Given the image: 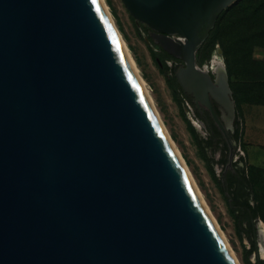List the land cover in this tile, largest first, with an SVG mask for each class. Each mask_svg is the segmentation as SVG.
I'll list each match as a JSON object with an SVG mask.
<instances>
[{
	"label": "water",
	"instance_id": "water-1",
	"mask_svg": "<svg viewBox=\"0 0 264 264\" xmlns=\"http://www.w3.org/2000/svg\"><path fill=\"white\" fill-rule=\"evenodd\" d=\"M122 1L214 74L232 119L222 48L196 52L236 0ZM0 264H236L102 0H0Z\"/></svg>",
	"mask_w": 264,
	"mask_h": 264
},
{
	"label": "rangeland",
	"instance_id": "rangeland-1",
	"mask_svg": "<svg viewBox=\"0 0 264 264\" xmlns=\"http://www.w3.org/2000/svg\"><path fill=\"white\" fill-rule=\"evenodd\" d=\"M261 2L262 0H242L238 8L226 13L219 26L215 38L219 36L222 38L226 48V54L222 50V58L226 61L227 57V61L233 64V70L237 62L235 56L240 54L237 41L245 40L241 36L242 33L264 24V5ZM105 3L146 84L153 105L169 137L188 167L218 228L223 232L240 264H243L245 250H249L250 247V237L246 234V225H244L247 221L240 214L236 202L229 197V192L219 187L214 179L212 167L204 159L205 153L198 145L195 132L188 121V109H183L184 106L188 108L186 101L167 68L159 65V61L168 56L158 48H152L154 44L148 41L147 25L137 21L122 0H105ZM256 6L259 8L254 10ZM215 38L199 48L196 55L199 63H209L216 46H220L218 38ZM249 57L264 60V45H254ZM242 110L245 113L243 144L248 156V167L253 174L255 197L261 211L259 217L264 222V107L248 104ZM256 246L257 252L249 250L251 260L255 258L256 253L264 257V245L258 238Z\"/></svg>",
	"mask_w": 264,
	"mask_h": 264
},
{
	"label": "flooded vegetation",
	"instance_id": "flooded-vegetation-1",
	"mask_svg": "<svg viewBox=\"0 0 264 264\" xmlns=\"http://www.w3.org/2000/svg\"><path fill=\"white\" fill-rule=\"evenodd\" d=\"M148 41L154 44L153 49L158 48L168 58L159 61V65L163 68H167L170 72V76L175 81L178 89L186 101L189 117L188 121L191 128L194 130L197 143L204 151V159L208 165H210L214 171L216 177L220 180L221 184H225L226 181L231 180L234 183V187L243 182L244 190L247 191L249 200L252 201V205H255L253 200V194L250 192L248 185L249 167L248 156L246 148L243 144V126L240 117L237 115L235 109V115L232 119H229V113L209 96L213 110L203 104L200 100H197L193 93L185 91L176 76L177 71L180 68H185L186 64L182 59L167 52L152 36L151 30L147 26ZM199 49L197 50V52ZM196 52V55H197ZM196 63L199 66L206 62L199 63L196 59ZM209 64V63H207ZM211 79L214 80V74L211 73ZM257 216L254 217L253 223L246 225V234L250 237L249 250L257 252L256 239H257ZM260 259L264 257L256 256ZM255 260V258L253 259Z\"/></svg>",
	"mask_w": 264,
	"mask_h": 264
},
{
	"label": "trees",
	"instance_id": "trees-1",
	"mask_svg": "<svg viewBox=\"0 0 264 264\" xmlns=\"http://www.w3.org/2000/svg\"><path fill=\"white\" fill-rule=\"evenodd\" d=\"M241 1L242 0H236L230 6L222 10V12L216 19L214 27L210 30L209 35L203 42L202 46L207 45V43L211 42L212 39L217 36L219 26L221 25V22L226 13L229 10L238 8ZM261 3L264 5V0H262ZM258 8L259 7L256 6L254 10H257ZM240 30L244 29L240 28ZM241 36L245 40L237 41L240 54L238 56H235V59L237 60L236 65L234 64L235 70H233V64H230L227 61V57L225 64L229 76V84L232 89V98L235 101V109L237 110L238 117H240V120L243 123V114L240 108L241 100L256 99L262 102L264 101V60H255L249 57L254 45H264V24L261 26L253 27V29L249 32L244 31ZM217 38L215 39L219 41L223 52L226 54V48L224 46L222 38L220 36ZM237 65H239V68H237ZM214 179L217 181L219 187L222 190L225 191L226 189L229 192V197H231L233 201L236 202L239 207L240 214L244 217L248 224L252 225L254 217L259 215L261 216L258 201L255 197V184L253 181V174L250 171V167L248 185L250 187V192H252L253 194L255 205L251 204L252 201L249 200L248 193L244 190L243 182L234 187V183L231 180L226 181L224 185H221V182L216 177V175H214ZM249 253V250H245V254L243 256V264H264V259H260L258 257H255V260H251L249 257Z\"/></svg>",
	"mask_w": 264,
	"mask_h": 264
},
{
	"label": "bare ground",
	"instance_id": "bare-ground-1",
	"mask_svg": "<svg viewBox=\"0 0 264 264\" xmlns=\"http://www.w3.org/2000/svg\"><path fill=\"white\" fill-rule=\"evenodd\" d=\"M103 4H104V7H105V10L110 18V21L115 29V32L133 66V69L138 77V81L141 83V86H142V89L148 99V102L150 104V106L152 107V109L157 113V116L162 124V127H163V130L165 131L167 137L169 138L170 142L172 143L173 147L175 148L177 154L179 155V158L183 164V167L185 168L186 172L188 173L189 177H190V180L193 184V186L195 187L204 207L206 208L207 210V214L210 215V217L212 218L213 222H214V225H215V228L217 229L220 237L222 238L227 250L229 251L232 259L234 260V262L236 264H240V262L238 261V259L236 258V256L234 255L232 249L230 248V245L228 244L223 232L218 228V225L216 223V221L214 220L211 212L209 211L203 197H202V194L198 188V186L196 185V182L195 180L193 179L192 175L190 174V171L188 169V167L186 166L183 158L181 157V155L179 154V151L176 147V145L174 144V142L171 140V138L169 137L168 135V132L166 130V128L164 127L163 123H162V120L157 112V110L155 109L154 105H153V102H152V98L149 94V91L146 87V84L143 80V78L140 76L139 74V71H138V68L134 62V59L132 57V55L130 54V51L129 49L127 48L124 40L122 39L120 33L118 32V30L116 29L114 23H113V20H112V17H111V14L109 12V9H108V6L107 4L105 3V0H102ZM159 39H161L163 41L164 44H166V46L172 50H175L177 51V49L175 48V39L174 38H168V37H160L158 36ZM179 52V51H178ZM182 56H184L188 61H192V54H190V51L189 50H186V49H183L182 50ZM194 66L192 65V63H189L188 66H186L184 69H181L180 72H181V78H182V81L184 82V84L186 86H188L189 89H191V91H195L196 94L198 95V97H200L201 99L203 100H206V97H209L211 94H213L214 96L218 97L219 99H221L224 103H226V100H225V93H224V88H223V85H219V84H213L214 81H212L211 79V76L210 78L208 77V75L206 74V72H199L197 70H195V68H193ZM263 227V225H262ZM264 230V228H263Z\"/></svg>",
	"mask_w": 264,
	"mask_h": 264
},
{
	"label": "crops",
	"instance_id": "crops-1",
	"mask_svg": "<svg viewBox=\"0 0 264 264\" xmlns=\"http://www.w3.org/2000/svg\"><path fill=\"white\" fill-rule=\"evenodd\" d=\"M248 104L251 105V106H263L264 107V101L262 102V101H259V100H256V99H253V100L244 99V100H241V102H240L241 110L245 109V105H248ZM242 114H243V120L245 122V113H244L243 110H242Z\"/></svg>",
	"mask_w": 264,
	"mask_h": 264
}]
</instances>
